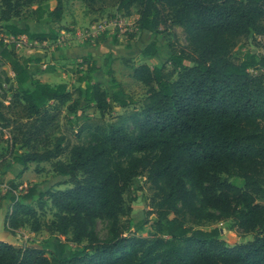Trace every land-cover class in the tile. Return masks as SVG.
Here are the masks:
<instances>
[{
  "label": "trees",
  "instance_id": "1",
  "mask_svg": "<svg viewBox=\"0 0 264 264\" xmlns=\"http://www.w3.org/2000/svg\"><path fill=\"white\" fill-rule=\"evenodd\" d=\"M47 1L0 0V89L15 84L10 97H0V144L8 133L12 148L25 149L14 157L21 172L46 163L57 179L17 197L10 184L4 223L11 235L26 226L78 248L56 258L0 241V264H264V205L258 203L264 198V55L245 51L234 58L246 39L264 37V0H81L90 11L114 8L121 18L136 10V33L175 27L185 37L186 46L173 47L160 65L125 63L147 89L146 98L115 122L106 120L112 105L134 101L108 61L110 94L92 80L100 67L89 58L75 74L79 87L71 90L41 82L38 77L54 69L17 54L22 37L37 44L57 39L62 29L32 32L21 17L24 8L36 6L33 14L41 20ZM54 1L47 16L58 25L63 0ZM63 108L67 115L86 108L97 115L67 119L74 129L57 136ZM140 177L151 193L148 210L128 234L134 225L121 219L131 213V186ZM47 209L52 218L44 221ZM97 220L109 224L105 240L95 233ZM217 223L253 238L229 247L221 229H200Z\"/></svg>",
  "mask_w": 264,
  "mask_h": 264
},
{
  "label": "rangeland",
  "instance_id": "2",
  "mask_svg": "<svg viewBox=\"0 0 264 264\" xmlns=\"http://www.w3.org/2000/svg\"><path fill=\"white\" fill-rule=\"evenodd\" d=\"M55 3L54 0L41 3L42 9L45 11L41 20L36 21V15L33 14V9L36 6H33L32 10L24 8L21 17L29 19L28 23L32 32L48 31L51 27L62 29L58 31L57 39L42 44L29 43L23 39L20 40L16 52L23 57L40 56L43 61V68L52 67L54 69L50 74L40 75L38 78L41 82L50 85L64 83L71 90L79 87V84L75 81V74L79 71L82 60L89 58L90 61L98 63L100 67V70L93 74L92 80L100 83L110 94L107 80L104 78L103 66L104 61H108L113 70L114 78L134 101L126 108L112 105L110 114L106 118L108 122H115L119 117H128L132 112L138 111L146 98L147 89L130 77L131 68L125 65L126 62L134 65L146 64L152 68L166 62L173 47L175 48L177 45L178 47L186 46L184 34L179 28H160L161 32L158 35L139 34L135 32L134 28V23L138 18L136 10H132L130 17L121 18L115 13L114 8L104 7L97 11H90L81 0H63L62 19L58 25H55L51 23L50 18L47 16L54 9ZM15 21L22 20L15 19ZM21 25H24V22ZM100 25H105L104 30L99 27ZM133 32L136 34L130 38L128 33ZM91 36L102 37L103 40L98 43L96 41L97 37L90 38ZM67 50L70 52H67ZM245 51L264 55V37L246 39L234 53V58L238 60ZM1 70L9 72L6 66H2ZM14 90L15 84L11 80L10 82H4L0 89V97L4 94L8 98ZM83 105L81 104V107ZM62 110L65 118L61 121L62 124L56 134L57 136L71 134L70 128L74 129L66 122L67 119L75 122L81 121L86 115H97L92 108L83 109L75 115H67L65 108ZM24 151L25 149H19L18 146L12 148L9 135L5 133L4 141L0 144V239L3 238L1 234L7 231L4 218L10 205V201L6 198L8 197L7 191L10 189V184L17 186L16 190L13 191V195L17 197L34 185L43 188L51 186L57 181L50 164L44 163L38 166L28 164L26 169L21 172V167L14 162V157ZM64 188L65 186H60L58 189ZM131 194L136 196V200L131 203V213L121 219L122 221L129 219L134 225L128 234L134 233L145 217L143 213L148 210L151 193L142 177L133 181ZM258 203L264 205V198L258 200ZM51 213L47 209L46 216L42 219L44 221L51 220ZM108 225L106 220L96 221L94 230L100 240H105L108 237ZM143 227L147 229V226ZM213 228L221 229L222 239L229 247L245 243L253 238L252 234L230 230L228 223L200 227V229L206 231ZM23 241L28 246L43 249L49 257L56 258L66 257L70 250L78 248L70 243L68 238L56 234L49 235L44 230L32 233L26 226L16 230V233L9 238V242L12 244L22 245Z\"/></svg>",
  "mask_w": 264,
  "mask_h": 264
},
{
  "label": "water",
  "instance_id": "3",
  "mask_svg": "<svg viewBox=\"0 0 264 264\" xmlns=\"http://www.w3.org/2000/svg\"><path fill=\"white\" fill-rule=\"evenodd\" d=\"M2 235V239H0L1 242H5V243H8V244H11L13 245L14 247H17V248H21L19 245L17 244H12L11 242H9V238L11 237V234H9V232L5 231L4 234H1Z\"/></svg>",
  "mask_w": 264,
  "mask_h": 264
},
{
  "label": "built area",
  "instance_id": "4",
  "mask_svg": "<svg viewBox=\"0 0 264 264\" xmlns=\"http://www.w3.org/2000/svg\"><path fill=\"white\" fill-rule=\"evenodd\" d=\"M120 18V17H119ZM101 29L103 28V30H104V28H105V25H100L99 26ZM98 36V35H97ZM97 36H91L90 38H95V37H97ZM9 75L11 76V77H13V74H11V73H9ZM3 86V85H2ZM19 230V229H18ZM15 233H16V231H15ZM20 240V239H19ZM21 243V242H20ZM22 245H19L21 248H24V247H26V246H28L27 244H26V242L25 241H23V243H21Z\"/></svg>",
  "mask_w": 264,
  "mask_h": 264
},
{
  "label": "crops",
  "instance_id": "5",
  "mask_svg": "<svg viewBox=\"0 0 264 264\" xmlns=\"http://www.w3.org/2000/svg\"><path fill=\"white\" fill-rule=\"evenodd\" d=\"M23 39H25V38H21V41H22ZM25 40H26V39H25ZM44 45H45V44H44ZM44 45H43V46H44ZM68 50H69V49H68ZM68 50H67V52H70V51H68ZM41 52H43V51H41ZM25 57H28V56H25ZM38 58H40V56H39ZM40 59H42V58H40ZM42 62H43V61H42Z\"/></svg>",
  "mask_w": 264,
  "mask_h": 264
}]
</instances>
